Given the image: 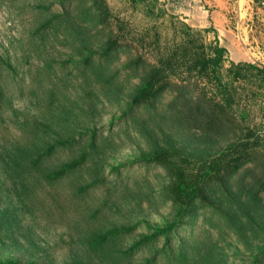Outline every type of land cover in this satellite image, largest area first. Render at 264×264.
Returning <instances> with one entry per match:
<instances>
[{"label": "rangeland", "instance_id": "1", "mask_svg": "<svg viewBox=\"0 0 264 264\" xmlns=\"http://www.w3.org/2000/svg\"><path fill=\"white\" fill-rule=\"evenodd\" d=\"M106 1L114 17L122 21L123 38L132 45L114 58L108 70L117 69L140 53L153 61L157 52L155 44L152 45L155 39L158 37L160 44L172 42L179 36L173 27H179L181 21L199 29L206 42L218 39L227 48L228 60L264 65V4L256 0H157L152 14H147L145 5L131 0ZM89 4V0H0V55L17 70V75L12 77L6 76L5 71L0 75L4 93L0 106L10 100L9 105L14 109H0V134L7 132L13 142L8 147L34 140L29 134H23L31 128L34 117L45 121L54 119L50 88L54 87L58 101L63 104L78 100L89 90H98L85 87L82 82L81 55L77 48L83 44L98 57L107 28L92 23L87 27L77 25L75 28L83 34L81 42H73L66 31L53 34L50 29L43 41L34 33L40 17L47 19L61 11L76 15ZM159 8L164 10L163 16L158 15ZM135 82L136 79L123 82L120 102L110 103L99 92L95 93L100 111L93 117L95 120L86 118L82 111L71 115L77 125L83 122L96 129L100 146V153H93L87 163L84 177L76 179L74 174L52 184L41 180L33 189L42 204L33 207L27 192L14 188L12 180L0 173V236L10 244L0 248V260H17L21 264L31 260L36 264H75L76 259L83 264H102L96 252L88 251L90 233L132 226L133 231L123 240L127 247L141 236L151 234L156 226L163 227L173 221L175 211L160 194L166 178L164 170L138 159L140 150L146 147L141 136L144 129L139 122L148 120L149 116L142 109L125 111L130 87ZM20 87H24L22 94ZM29 88H34L32 94L27 93ZM171 96L168 94L166 100ZM260 119L264 121L262 113L257 115L256 122ZM191 134L194 133L185 128H175L166 139L184 146L193 138ZM192 145H196L195 141ZM67 156L63 152L56 158L62 160ZM97 166L101 174L94 179L91 172ZM84 178L87 181L93 178L95 184L79 193L75 185L85 182ZM260 199L264 204V192ZM219 219L211 210L199 208L184 217L171 232L158 235L147 246L141 245L121 264H144L152 257H155L153 264H171L166 243L173 253L185 251L187 264H206L208 257L203 253L207 248L213 249L211 254L220 257L222 264H264L257 249L243 244L224 222L218 221V226Z\"/></svg>", "mask_w": 264, "mask_h": 264}, {"label": "trees", "instance_id": "2", "mask_svg": "<svg viewBox=\"0 0 264 264\" xmlns=\"http://www.w3.org/2000/svg\"><path fill=\"white\" fill-rule=\"evenodd\" d=\"M131 1L145 5L147 14H152L157 0ZM256 1L264 4V0ZM89 3L76 15L61 11L47 19L40 17L34 33L43 41L50 29L53 34L66 31L73 42H81L83 34L75 28L77 25L87 27L92 23L107 28L98 57L83 44L77 48L81 55L82 82L85 87L98 90H89L78 100L63 104L58 101L54 87L50 88L54 119H32L31 128L23 131L34 137L32 142H16L8 147V143H13L12 138L7 132L0 134V173L12 180L14 188L27 192L33 207L42 204L33 189L41 180L52 184L74 174L80 179L91 156L100 153V146L96 129L83 122L77 125L71 115L80 111L88 119L99 115L95 93L99 92L110 103L120 102L123 82L136 79L130 87L125 111L142 109L149 116L148 120L139 122L144 129L141 136L146 147L140 150L138 159L164 170L166 178L160 194L171 203L175 216L173 221L163 227L156 226L151 234L141 236L127 247L123 240L133 231L132 226L92 232L87 238L89 253L96 252L102 264H121L141 245L147 246L158 235L171 232L184 217L202 208L217 214L220 218L217 225L218 221L224 222L243 244L252 245L264 258V204L260 199L264 192V121L256 122L257 115L264 116V65L228 60L227 48L218 39L206 42L199 29L181 21L179 27H173L179 36L172 42L160 44V39H155L152 45L155 44L157 52L153 61L140 53L117 69L108 70L114 58L132 45L123 38L122 21L114 17L106 0H89ZM158 15L163 16L164 10L160 9ZM45 65L50 67L49 63ZM3 71L8 77L17 73L11 62L0 55V75ZM23 91L24 87H20L19 93ZM32 92L34 88L27 89V93ZM0 94V97L4 95L2 88ZM168 94L172 96L166 100ZM9 104L10 100L0 109L7 107L13 111ZM175 128L193 132V138L184 146L167 140ZM194 141L196 145H192ZM63 152L68 156L57 159L56 155ZM248 163L253 166H246ZM100 170L99 166L95 167L91 177L101 174ZM93 178L89 181L84 178L85 182L75 185L79 193L95 184ZM166 246L168 262L187 264L185 251L173 253L168 243ZM4 247L10 244L0 236V248ZM212 250L207 248L203 253L208 257L206 264H222L220 257L211 254ZM154 259L148 258L144 264H153ZM74 263L83 264L76 259ZM0 264L21 263L0 260Z\"/></svg>", "mask_w": 264, "mask_h": 264}]
</instances>
